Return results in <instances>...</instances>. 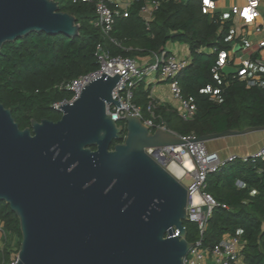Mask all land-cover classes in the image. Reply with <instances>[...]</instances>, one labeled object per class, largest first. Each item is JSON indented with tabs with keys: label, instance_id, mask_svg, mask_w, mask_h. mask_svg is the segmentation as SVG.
I'll return each instance as SVG.
<instances>
[{
	"label": "water",
	"instance_id": "water-1",
	"mask_svg": "<svg viewBox=\"0 0 264 264\" xmlns=\"http://www.w3.org/2000/svg\"><path fill=\"white\" fill-rule=\"evenodd\" d=\"M31 32L76 36L79 25L55 0H0V49ZM120 78L104 70L57 106L59 120L33 119L24 129L0 103V200L19 220L16 264H183L193 245L184 225L187 189L145 148L264 130L184 138L151 130L125 109L115 120L107 108L122 106L112 97Z\"/></svg>",
	"mask_w": 264,
	"mask_h": 264
},
{
	"label": "trees",
	"instance_id": "trees-1",
	"mask_svg": "<svg viewBox=\"0 0 264 264\" xmlns=\"http://www.w3.org/2000/svg\"><path fill=\"white\" fill-rule=\"evenodd\" d=\"M55 1L60 11L75 16L79 25L76 36L31 32L5 42L0 49V103L11 109L19 128L30 126L33 119H60L61 111L53 104L68 101L73 94L59 88V84L98 68L97 43L102 42L112 55L137 60L162 52L169 41L189 46L190 63L179 73L177 81L181 93L194 98L195 115L183 120L172 108L156 106L149 99L148 88L140 82L134 89L132 101L140 106L142 119L147 117V107L151 105L152 120L162 122L167 130L183 137L264 125V88L248 87L244 80L232 75L220 83L213 77L211 67L216 53L208 49L228 46V25L221 23L218 16L210 18L203 14L200 0H160L149 26L139 15L146 0H135L128 16L115 18L111 31V37L122 47L105 39L94 26V3ZM208 84L220 87L214 99L203 91ZM118 124L124 125V122ZM124 137L125 130L111 148ZM206 181V191L226 207L214 208L202 234L197 224L185 221L187 241L194 244L200 240L203 248H210L224 235L238 236L243 242V262L264 264V161L236 159L209 173ZM237 181L243 185L237 186ZM0 222L7 232L0 247V264H8L11 256L18 253L21 232L18 218L3 200H0ZM11 237L17 239L15 252L11 249Z\"/></svg>",
	"mask_w": 264,
	"mask_h": 264
},
{
	"label": "built area",
	"instance_id": "built-area-1",
	"mask_svg": "<svg viewBox=\"0 0 264 264\" xmlns=\"http://www.w3.org/2000/svg\"><path fill=\"white\" fill-rule=\"evenodd\" d=\"M71 2L94 3L96 12L94 26L100 29L105 39L122 47L117 40L111 37V31L117 16H128L129 4L122 7L120 0H71ZM217 2L218 0H200L203 14L210 18L218 14L221 22L228 25L229 34L226 41L231 44L230 47L212 46L208 49L209 52L216 53L214 64L211 67L213 77L220 83L226 76L232 75L244 80L248 87L264 88V0H243V3L231 4L224 11L218 9ZM159 5L160 0H146L140 7L139 13L146 26H149ZM236 45H240V51L235 50ZM242 50L247 51L244 54ZM95 56L98 62L97 69L69 82L59 84V88L70 90L73 96L68 101L54 103L53 107L56 110L61 111L58 105L75 100L83 86L91 79L99 76L104 70L111 69L121 75L113 89L112 97L119 100L122 106L111 105L107 108L115 120H118L125 110L126 113L142 118L140 106L132 101L134 89L140 82L148 85L150 80L155 79L152 77L153 74H157L159 79L168 83L170 93L178 103V114L181 119L188 120L195 115L197 108L194 98L184 96L177 81L179 73L189 65L190 58L162 51L155 55L153 63L141 64L130 57L112 55L102 42L96 44ZM225 67L234 70V73H226ZM203 91L209 95L210 99H214L219 94L220 87L208 84ZM147 110L152 112L151 105L147 107ZM143 121L151 130L156 128L167 130L162 122L155 123L152 119H143ZM186 137L194 138L195 136ZM184 146L151 147L145 148V152L167 170L173 162L180 166L182 172L177 179L181 183L182 179L187 180V184L182 183L187 189V220L197 224L202 234L214 208L219 205L226 207L224 204H219L215 197L206 191L207 175L220 170L236 159L264 161V146L248 156L230 155L227 158H222L218 152L209 150L205 142L189 141ZM185 158H188L190 167H187ZM236 184L239 187L243 185L241 181H237ZM6 236L7 232L0 222V240L3 242ZM242 245V240L232 235H224L210 248H203L199 240L189 248L183 258V264H245L241 261ZM17 259L18 254L14 253L8 264H16Z\"/></svg>",
	"mask_w": 264,
	"mask_h": 264
},
{
	"label": "crops",
	"instance_id": "crops-1",
	"mask_svg": "<svg viewBox=\"0 0 264 264\" xmlns=\"http://www.w3.org/2000/svg\"><path fill=\"white\" fill-rule=\"evenodd\" d=\"M134 1L135 0H120L122 7H125L127 4H129L131 7ZM234 3L241 4L243 3V0H218L217 2L218 9L224 11L225 9L228 8V6ZM139 15L142 17L140 13ZM216 16L219 17L221 22L220 15L216 14ZM227 45H228L227 47H230L231 44L227 43ZM222 48H226V47H222ZM240 48H241L240 45H236L235 50L240 51ZM163 51L167 53L175 54L176 56L179 57L190 58L189 46L182 42L169 41L166 43ZM242 51H243L242 53L245 54L247 50L245 51L242 50ZM155 55L156 53H153L147 57L141 59L138 58L137 61L141 64L144 63L151 64L155 61ZM152 77L155 79L150 80L148 82V85L145 82H142L144 84V87L148 88L149 90L148 96L150 101H152L156 106H167L168 108H172L178 114V103L173 99L169 90L168 83L165 80L159 79L157 74H153ZM147 114L148 115L147 117H145V119H154L153 112L148 111ZM206 144L208 145L209 150L218 152L222 158H227L230 155H236L238 157L248 156L264 146V130L251 131L241 135L217 138L206 142ZM241 261L243 262L242 255H241Z\"/></svg>",
	"mask_w": 264,
	"mask_h": 264
},
{
	"label": "bare ground",
	"instance_id": "bare-ground-1",
	"mask_svg": "<svg viewBox=\"0 0 264 264\" xmlns=\"http://www.w3.org/2000/svg\"><path fill=\"white\" fill-rule=\"evenodd\" d=\"M185 162H186L187 167L191 166L190 163H189L188 158H185ZM169 171L175 177L179 176L181 174V172H182L180 166L178 164L174 163V162L170 164Z\"/></svg>",
	"mask_w": 264,
	"mask_h": 264
},
{
	"label": "rangeland",
	"instance_id": "rangeland-1",
	"mask_svg": "<svg viewBox=\"0 0 264 264\" xmlns=\"http://www.w3.org/2000/svg\"><path fill=\"white\" fill-rule=\"evenodd\" d=\"M240 3V2H239ZM245 51V50H244ZM207 148L209 149L208 145L206 144ZM182 183L183 184H187V180L182 179ZM10 239V245H11V249L15 252L16 248H17V239L16 238H9ZM3 245V242L0 240V247Z\"/></svg>",
	"mask_w": 264,
	"mask_h": 264
}]
</instances>
